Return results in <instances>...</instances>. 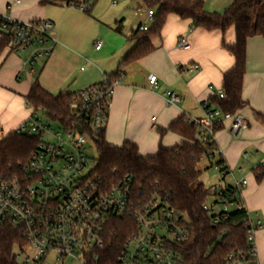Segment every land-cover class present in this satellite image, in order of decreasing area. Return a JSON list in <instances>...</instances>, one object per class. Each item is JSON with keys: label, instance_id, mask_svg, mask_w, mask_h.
Returning <instances> with one entry per match:
<instances>
[{"label": "built area", "instance_id": "2783aa9c", "mask_svg": "<svg viewBox=\"0 0 264 264\" xmlns=\"http://www.w3.org/2000/svg\"><path fill=\"white\" fill-rule=\"evenodd\" d=\"M113 3L117 4V0ZM73 7L84 12L90 10L78 3ZM136 12L146 14L151 22L155 14L152 8L137 7ZM148 27L142 25L141 30ZM0 31L9 40L12 51L28 52L23 65L30 73L60 43L58 27L48 19L21 21L0 13ZM101 47V41L95 42L96 50ZM178 47L190 48L188 39L182 37ZM194 68L199 70L200 66ZM124 76L121 70L115 75H104L100 82L71 93L66 102L72 117L69 124L55 122L57 127H53L54 121L43 108L36 109L26 101L32 111L16 132L37 139L38 144L18 174L0 176V230L9 224L20 231L24 241L15 249L17 264H100L102 257H109L104 231L113 218L133 222V230L113 264L179 263L176 248L188 238L185 217L158 195L149 198L138 195L129 176L112 184L102 182L95 176L96 164L86 152L88 143L105 132L112 99ZM148 83L157 88L158 76L151 74ZM215 94L219 98L226 95L223 88ZM165 96L169 105L180 102L175 92L167 91ZM201 107L204 116L189 119L196 127L195 139L201 145L215 141L217 128L226 120L231 121L233 137L246 126V119L239 112L224 113L207 101ZM261 165L264 166V160ZM224 166H216L223 178L229 174L228 169L223 170ZM246 183L247 180H237L232 190L226 185L208 190L209 199L203 210L214 223L227 218L232 211L247 210L241 193ZM248 216L249 241L256 256L255 233L264 228V221H252L249 213ZM224 264L259 263L257 258L249 261L241 252H234Z\"/></svg>", "mask_w": 264, "mask_h": 264}, {"label": "crops", "instance_id": "0c3cea01", "mask_svg": "<svg viewBox=\"0 0 264 264\" xmlns=\"http://www.w3.org/2000/svg\"><path fill=\"white\" fill-rule=\"evenodd\" d=\"M135 1L138 7L149 8L142 0ZM203 1L206 10L222 12L233 0ZM65 2L20 0V3H15L14 0H0V13L3 15L21 21L48 19L55 24L61 21L68 29L67 32H58L60 43L49 58L38 61L34 73L28 71L26 74L24 62L16 58L15 51L6 49L2 55L0 134L6 136L15 131L31 114V108L26 105V96L35 81H39L54 95L71 94L100 82L104 75H115L121 70L125 76L116 88L110 105L105 129L107 142L116 146H121L125 141L134 142L145 156L156 155L161 147L173 148L179 145L183 141L180 135L172 131L162 134V130H167L180 118L186 121L202 118V102L216 105L212 98L216 97L217 89L223 88L224 75L235 63L234 57L224 46V41L227 44L235 42V28L232 26L225 32L191 28L190 20L170 14L160 33L147 37L154 50L139 59L123 62L125 56L145 40L140 34L137 39H130V36L139 26H151L148 16L143 14L147 21L136 27H127L124 18L113 17L108 21L111 30L104 35L106 43L101 41V49L96 50L90 48L91 39H86L87 21L93 18L79 12L78 16L69 18L70 9L75 4ZM53 8L58 9V13ZM119 21L121 33L116 31ZM2 37L0 31V39ZM182 37L188 39L190 48L178 47ZM17 53L27 55L28 52ZM195 65H199L200 69L196 70ZM151 74L158 76L157 88L148 83ZM167 91L175 92L180 102L169 105L165 96ZM242 98L244 105L238 112L247 123L239 136L240 140L235 142L236 138H233L228 142L227 132L221 131L225 122L231 124L230 120H226L220 131H216L215 141L232 174L225 177L223 185L232 186L237 180H247L241 189L246 209L252 221H264V181L258 182L254 175V169L264 160V124L258 118L259 113L264 114V38L261 36L250 37L247 41ZM242 152L248 155L247 160H251L244 169L247 174L239 179L231 171V166L236 164ZM254 157L262 160L256 164ZM244 170L239 168L241 173ZM255 246L258 263L264 264V228L256 231Z\"/></svg>", "mask_w": 264, "mask_h": 264}, {"label": "trees", "instance_id": "16d2710c", "mask_svg": "<svg viewBox=\"0 0 264 264\" xmlns=\"http://www.w3.org/2000/svg\"><path fill=\"white\" fill-rule=\"evenodd\" d=\"M142 1L155 11L152 24L146 31L141 30L142 26L133 30L130 39H137L140 34L145 40L139 42L125 56L123 62L139 59L154 50L147 37L159 34L170 14L190 20L191 28L201 27L225 32L233 26L235 42L227 44L224 41V46L234 57L235 63L224 75L225 97L216 96L212 101L224 113H237L244 105L242 89L248 38L253 36L264 38V14H255L257 3L263 0H233L222 12L206 10L203 0ZM120 23L121 21L118 22L116 31L121 33ZM6 49L12 50L9 47V40L3 36L0 39V59ZM70 96V93L54 95L39 81H35L26 96V101L36 109L43 108L50 120L69 124L72 117L66 102ZM258 118L264 124V114L259 113ZM165 131L180 135L183 141L173 148L161 147L156 155L147 156L140 153L134 142L125 141L121 146L108 143L103 132L95 140L98 151L95 176L108 184L129 176L133 179L138 195L146 198L153 194L158 195L185 217L188 238L176 248L180 254L178 264H224L228 256L234 252H241L247 260L253 261L257 255L255 256L249 241L248 210L232 211L227 218L217 224L203 210V204L208 201L209 194L204 184L199 182V178L204 169L225 164L224 158L218 153L216 141L207 145L199 144L195 139L196 127L183 118L174 121L167 130H162V134ZM37 144V139L18 134L16 130L7 134L0 141V176L18 174L20 166L29 160ZM202 163H205L204 168L201 166ZM227 169V166L223 167V170ZM254 175L258 182L264 181V166L256 167ZM228 189L232 190V186H228ZM132 230L131 220L111 219L104 231L106 252L109 257L108 259L102 257L100 264L116 262ZM23 243L20 231L5 224L0 230V264H17L15 249Z\"/></svg>", "mask_w": 264, "mask_h": 264}, {"label": "rangeland", "instance_id": "374dc122", "mask_svg": "<svg viewBox=\"0 0 264 264\" xmlns=\"http://www.w3.org/2000/svg\"><path fill=\"white\" fill-rule=\"evenodd\" d=\"M117 1L119 3L115 5L113 3V0H89V3H87L86 0H66L65 3L67 4L70 3V5L79 2L80 5L91 8V11L87 13V12L76 9L75 7H72L69 13L70 14L69 18L78 16L77 15L78 12L87 14L93 18L91 21H87L88 24L86 26V30H87L86 39H91L90 48L94 49L95 48L94 42H97V41H102L103 43L104 42L106 43V40L104 39V35L106 36L107 32L111 30V27L109 26L108 21L112 19L113 17H119V19L124 18L126 20L127 27H130V26L136 27L139 23L147 21L144 15H140L139 13L138 14L136 13L135 10L137 9L138 4L135 0H117ZM53 10L58 13V9L53 8ZM255 14L256 15L264 14V0L257 3ZM34 20H38V19H34ZM56 24L58 26V32L60 33L67 32L68 30L67 26L62 25L61 21L57 22ZM15 56L16 58H19L23 60L24 62L25 61L24 59H26L27 55L25 53L16 52ZM28 71H29L28 68H26L27 75H28ZM43 119H46L45 116H43ZM224 124L225 125L223 126V128H221V131L225 130L227 132L228 142H230V140L233 138L234 140L236 138L235 142H238L240 140L239 136L241 133L237 137H233V134L231 132V125L227 124V122H225ZM52 126L57 127V124L55 122H52ZM219 131L220 130H218L217 132ZM4 137H5V134L1 133L0 141L3 140ZM218 151H219V148H218ZM86 152H87L88 157L91 159V162L93 164H96V160L98 158V151H97L96 143L93 141H90L87 145ZM247 157L248 155H244V152H242L236 164L231 166L232 168L231 171L234 172L235 174L234 173L233 174L239 179L243 175L247 174L244 169L247 168L246 166L248 165L249 160H251V159L247 160ZM253 159L257 161L256 164L262 160L259 157H254ZM201 166L204 168L205 163H202ZM239 168H243L244 172L241 173L239 171ZM228 171H229V174L227 176L228 177L229 175L232 176V174L230 173V170ZM223 177H224L223 174L216 168V166H213L210 169L203 170L199 178V182L203 183L205 188L209 190L212 186L223 185L225 183V178Z\"/></svg>", "mask_w": 264, "mask_h": 264}, {"label": "water", "instance_id": "95a60500", "mask_svg": "<svg viewBox=\"0 0 264 264\" xmlns=\"http://www.w3.org/2000/svg\"><path fill=\"white\" fill-rule=\"evenodd\" d=\"M79 130L81 131L80 127H79Z\"/></svg>", "mask_w": 264, "mask_h": 264}]
</instances>
